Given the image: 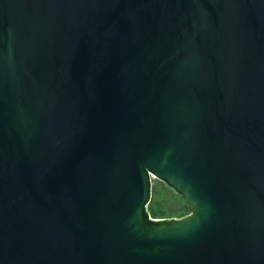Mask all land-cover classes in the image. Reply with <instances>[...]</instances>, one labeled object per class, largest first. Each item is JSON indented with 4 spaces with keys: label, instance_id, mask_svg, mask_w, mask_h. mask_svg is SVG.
I'll list each match as a JSON object with an SVG mask.
<instances>
[{
    "label": "water",
    "instance_id": "water-1",
    "mask_svg": "<svg viewBox=\"0 0 264 264\" xmlns=\"http://www.w3.org/2000/svg\"><path fill=\"white\" fill-rule=\"evenodd\" d=\"M0 264H264V0H0Z\"/></svg>",
    "mask_w": 264,
    "mask_h": 264
},
{
    "label": "trees",
    "instance_id": "trees-1",
    "mask_svg": "<svg viewBox=\"0 0 264 264\" xmlns=\"http://www.w3.org/2000/svg\"><path fill=\"white\" fill-rule=\"evenodd\" d=\"M162 184L164 185V188H167V186L164 183H162ZM167 189H169L170 192L175 195L176 199L178 198L177 201H181L180 203L182 204V206H183L182 208H184V209L178 208V210L175 213L174 211L166 209V207H168L167 202L162 201L160 199L155 200L152 198L151 202L149 203V205L147 207V210H148L151 218H153V219L179 218V217H183L189 213L188 207L183 202V200H181V198L179 196H177L172 189H170V188H167ZM161 197H163V196H161ZM181 210H185V212H182ZM179 211H181V212H179Z\"/></svg>",
    "mask_w": 264,
    "mask_h": 264
},
{
    "label": "rangeland",
    "instance_id": "rangeland-1",
    "mask_svg": "<svg viewBox=\"0 0 264 264\" xmlns=\"http://www.w3.org/2000/svg\"><path fill=\"white\" fill-rule=\"evenodd\" d=\"M152 183H153V191H152V198L153 199H155V200L160 199L162 201L167 202L168 207H166V209L174 211L175 213L178 210V208L184 209V208H182L183 206L180 203L181 201H177L178 198L176 199L175 195L173 193H171L169 189H167V188H169L168 186H167V188H164V185L160 181H158L157 179H152ZM161 196H163V197H161ZM181 211L185 212V210H181ZM181 211H179V212H181Z\"/></svg>",
    "mask_w": 264,
    "mask_h": 264
}]
</instances>
